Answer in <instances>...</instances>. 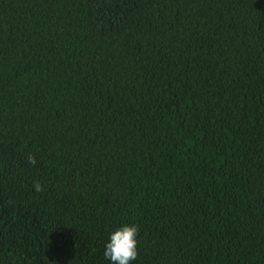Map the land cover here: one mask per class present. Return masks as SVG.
Masks as SVG:
<instances>
[{"label":"trees","instance_id":"1","mask_svg":"<svg viewBox=\"0 0 264 264\" xmlns=\"http://www.w3.org/2000/svg\"><path fill=\"white\" fill-rule=\"evenodd\" d=\"M124 224L133 264H264V0H0V264Z\"/></svg>","mask_w":264,"mask_h":264},{"label":"clouds","instance_id":"2","mask_svg":"<svg viewBox=\"0 0 264 264\" xmlns=\"http://www.w3.org/2000/svg\"><path fill=\"white\" fill-rule=\"evenodd\" d=\"M32 163L35 160L32 159ZM35 191H42L39 183L34 185ZM139 228L135 224H124L108 234L104 245L103 256L110 264H133L138 258Z\"/></svg>","mask_w":264,"mask_h":264}]
</instances>
